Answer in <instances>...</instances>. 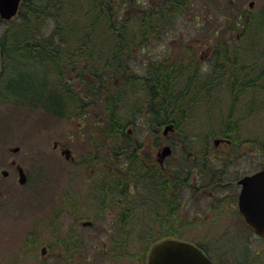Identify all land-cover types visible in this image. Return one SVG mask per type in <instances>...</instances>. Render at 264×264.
I'll return each instance as SVG.
<instances>
[{"label":"rangeland","instance_id":"rangeland-1","mask_svg":"<svg viewBox=\"0 0 264 264\" xmlns=\"http://www.w3.org/2000/svg\"><path fill=\"white\" fill-rule=\"evenodd\" d=\"M158 1L160 0H120L121 5L125 4L120 13L124 17L131 13L137 20L145 5L154 12L163 9L164 7L157 5ZM185 2L187 5L179 13H174V18L171 14L169 28L163 36H152L143 45V54L136 50L125 62L131 63L130 70L144 71V67L137 64H147L153 60L157 63L164 59L171 64L179 55L182 63L187 64L190 55L186 50L195 42L204 41L208 45V37H212L217 26L225 24L222 31L228 37L226 40L229 52L226 53V59L221 58L222 67L216 76L220 93L211 96L201 94L193 102L190 98L187 99L191 102L188 113L190 120L183 127L182 133L196 136L198 143L203 144L201 149L208 145L215 152H222L227 150V145L223 143L215 148L214 140L223 138L222 133L226 131L224 123H229L231 117L235 118L241 127L240 138L233 139V143H240L241 147L238 148L241 153L237 165L240 170H252L254 173L264 168V35H261L264 31V0ZM5 23L0 20V29L4 26L11 27L12 23ZM223 40L224 36L221 38ZM23 53L20 50L14 52L13 58L6 59L5 68L2 65L0 68V264H148L151 249L157 242L145 244L148 245L145 249L143 239L148 235L154 237L169 232L175 233V237L166 239L200 245L212 259L223 264H242L246 256H256L254 246L258 244L260 237L248 229L240 231L224 227L225 222L213 213L212 216L211 211L204 207L209 200L208 196L204 200L201 192L185 194V200L191 203L188 204V209L177 210V202L169 209H164V205L159 204L160 213L153 212L148 216L140 214L136 217L132 222L136 240L129 236V245L123 247V252L122 249L119 253L105 254L93 251L90 237L87 239V251L71 249V255L62 245L56 244V234L64 235L75 218L77 228L80 229L83 228V222L100 217L69 215L63 209L75 207L77 200L71 199L79 193V197L85 199L88 192L82 187L87 186L93 179L104 176L109 177V181L112 180L108 175L110 169L107 168L108 145L98 148L91 146L90 137L100 141L97 129L92 131V125L81 128L82 124L74 118L59 117L45 110L38 104L40 96L32 98L36 93L48 95L56 91L65 98L64 104L67 108L68 103L72 107L83 93L73 83L60 91L53 74L45 70L43 72L34 64H23ZM202 55L197 54L196 59L200 60ZM204 57L206 59L207 56ZM203 63L206 64L207 60ZM206 73L208 74L203 79H215L211 70ZM179 74L186 80L191 76L188 72L182 74L179 71ZM69 80L78 81L75 76L69 77ZM17 82L28 86L24 90H18ZM43 83L45 86L41 89L40 85L43 86ZM14 84V89H7ZM27 98L34 99L33 105ZM101 107L94 108L90 116L102 114ZM204 109L208 116H197ZM153 127L155 126L141 127L134 134V140H142L144 143V158L159 164L161 160L158 152L169 142L174 143L178 150L177 158L170 161L172 165L176 164V161L184 157L186 149L178 135L180 130L164 136L163 130L159 129L160 134L157 136ZM92 132L95 133L91 134ZM209 132L212 134L207 136ZM56 142L72 149L75 163L62 155L60 146L55 148ZM14 148H19V151L13 152ZM91 157L97 159L93 160ZM19 167L27 174L24 185L19 183ZM120 167L113 170L121 173ZM6 171L8 175L4 176ZM112 185L117 186L115 183ZM115 189L117 187L110 190ZM145 212L147 213L146 210ZM168 213L170 214L166 215ZM97 222L100 223V220ZM222 240H230L233 249L219 247ZM142 246L144 249H141ZM43 249L46 250L44 255ZM87 253L91 254V260H87ZM73 258L76 259L69 261Z\"/></svg>","mask_w":264,"mask_h":264},{"label":"trees","instance_id":"trees-1","mask_svg":"<svg viewBox=\"0 0 264 264\" xmlns=\"http://www.w3.org/2000/svg\"><path fill=\"white\" fill-rule=\"evenodd\" d=\"M121 3L120 0H23L17 21L16 18L2 20L5 24H12L11 27L0 29V54L3 68L6 59L13 58L12 54L20 50L24 52L21 54L25 62L23 64H34L43 72L45 70L53 74L60 91L67 89L71 83L81 88L83 94H78L72 107L68 103L65 108V98L56 91L48 95L36 93L32 98L40 96L38 104L54 115L74 118L82 124L81 128L92 125V131L98 130L100 141L93 137L88 140L95 148L108 145L106 158L111 161L107 166L110 169L109 176L123 177L126 184L139 182L148 185L153 177L166 174L157 163L144 158V143L134 140L135 131L153 125V131L158 136L159 129L173 123L175 130H180L178 135L181 141H185L190 135L182 131L189 121L180 116L178 109H173L172 115L162 114L159 110L164 104V96L170 90L168 81L175 72L161 69L160 66L151 68V62L141 64L146 66L144 71L130 70L131 63L125 61L136 50L143 54V45L152 36L165 33L171 14L174 18V13L182 11L184 6L155 12L144 6L136 20L131 13L127 17L121 15V8L125 5ZM8 39L9 42L14 40L9 43ZM72 76L78 81L70 82L69 77ZM16 84L18 90L28 86ZM44 86L40 85V88ZM14 88L15 84L9 85L7 89ZM154 89L159 91L158 96L153 94ZM185 89L190 91V87ZM32 98H27L30 104L34 101ZM97 106H102V114L91 117ZM227 136L231 137L229 134ZM117 167L122 168L121 173L113 170ZM112 182L118 185V179ZM117 190L109 191L112 193ZM128 197H132L128 205L130 208H138L140 214L146 216L152 213L148 188H143L139 195ZM163 199V196L158 197V201ZM160 210L158 208L157 212L160 213ZM167 237H175V233H162L154 237L148 235L143 239L144 248ZM144 248L142 246L141 249ZM121 249L123 252V247L117 248L115 252L119 253Z\"/></svg>","mask_w":264,"mask_h":264},{"label":"flooded vegetation","instance_id":"flooded-vegetation-1","mask_svg":"<svg viewBox=\"0 0 264 264\" xmlns=\"http://www.w3.org/2000/svg\"><path fill=\"white\" fill-rule=\"evenodd\" d=\"M185 1L186 0H160L157 5L166 8L168 11L172 7L186 6L187 3ZM139 3L141 2L139 1ZM253 5L254 3H252L251 6ZM240 17H242V15ZM224 27L225 24L217 26V29L213 34H210L212 37H208V45L203 41L195 42L194 44H196V46H194V44L193 46H190V48L186 50L190 55L187 64L182 63V58L178 55L173 59L171 64L164 59L157 63L153 60L149 66L156 69L158 67L157 65H159L162 67L161 69L164 68L171 70L175 72L172 77L177 76L183 78V76L179 74V71H182V74H185L186 72L191 73L188 80L184 78L181 80L185 86L190 87V91L186 95L192 100L191 102L195 99H199L203 92V87L208 84L213 85L214 95L220 93V85L218 86V79L216 76L219 74L222 67L221 58L225 57L226 59V53L229 52V45L226 40L228 37L226 36L225 31H222ZM229 32H227V34ZM163 34H161V36H163ZM223 36L224 40L221 41ZM204 45L207 47H204ZM197 54H203L200 60L196 59ZM205 55L207 56L206 59H204ZM206 60L207 63H203ZM137 66L142 68L146 67L145 64H137ZM209 70H211L215 76V79L212 81L203 79V77H206L205 74H208L206 72ZM191 102L188 104L189 108ZM175 132L176 130L174 129L166 136ZM225 132L222 133L223 138L220 137L214 140L215 148H218L223 143L227 145V150L222 152H215L213 148H208V145H206L207 148L201 149L203 144L190 143V137H187L185 141L182 139V144L186 148L184 151V157H181L180 160L176 161V164L174 163L173 165L170 161L177 158L176 153L178 150L174 146V143L166 142L163 148L169 146L171 152L163 161H159V164H157L163 171H165L166 175L153 177L148 185H143V183L141 184L139 182L126 184L123 177L115 178L110 176L112 179L110 181L118 179L117 186L112 185L113 182L110 183L109 177L103 176L98 179H93L87 186L82 187L83 190L88 192L87 197L85 199L83 197L80 198L79 195L81 194H77L71 199L77 200L75 204L73 203L75 207H66L63 209V212L69 215H96L100 217L98 219L94 218L93 220L83 222V228L80 229L77 228V218H75L74 223L70 225L68 230H65L66 233H64V235H62V233L56 234L58 235L56 244L62 245L68 251L69 255H71V249H74V251H77L78 249L79 252L81 249L87 251V239L89 237L93 241L91 244V250L99 252L100 254H105L106 252L114 253L117 248L129 245V243L127 244L129 236L134 237L135 232V226L132 222L140 215L141 211L138 208H130L128 205L132 197H126L130 195H139L143 188L149 189V194L152 200V213H158L157 209L159 208V204H163L164 209H169L175 202H177V210L181 208L188 209V204L191 203H188L185 200V194L189 192H191V194L201 192L203 193V199L208 196L209 200L208 203L205 202L204 207H206L209 212L211 211V215L213 213L218 216V219L224 221V227L228 230L238 229L240 231H245L248 229L250 232H253L242 217L240 211V193L243 189V180L246 177L253 175L255 172L253 173L252 170L245 171L239 169L237 162L241 153V150H238V148H241L239 147L240 143L234 144L233 142L235 141L233 139L235 138L227 136V134H224ZM216 140H220L221 142L216 143ZM187 142L190 143L191 146H189V144L187 145ZM55 145H57V147L60 146L58 142H56ZM60 149L62 153L63 150L70 148L60 146ZM70 150L73 152L72 149ZM193 150H195V153H193ZM68 161L75 163L73 153L71 159ZM110 163L111 161L108 162V164ZM112 187H117L118 191L111 193L109 190ZM126 189L128 192H125ZM162 196L164 199L158 201V197L162 198ZM80 200L82 202H80ZM86 204L88 207H85ZM169 211L173 212L171 210ZM169 214L170 213L166 215ZM111 215L115 216L112 217ZM99 220L100 223L97 222ZM188 225H191V223L188 222ZM131 231L133 232L132 234ZM80 233L82 235H80ZM133 239H135V237ZM183 242L196 246L215 264H223L212 259L202 246L189 241ZM231 244L232 242L230 240H222L218 246L233 249ZM240 245L241 244H239V246ZM254 248V254L256 256H246L245 260L242 261V264H264L263 238L260 237V241L254 246ZM242 252L245 253L244 250H242ZM87 254V260H91V254ZM75 259L76 258H73L69 261Z\"/></svg>","mask_w":264,"mask_h":264},{"label":"water","instance_id":"water-1","mask_svg":"<svg viewBox=\"0 0 264 264\" xmlns=\"http://www.w3.org/2000/svg\"><path fill=\"white\" fill-rule=\"evenodd\" d=\"M22 0H0V18L9 21L19 13ZM174 130V126L167 125L163 131L167 135ZM220 143V140H216ZM57 147V145H55ZM19 151L14 148L13 152ZM169 146H165L158 154L161 161L170 154ZM62 155L71 159V150H63ZM8 172H4L7 176ZM27 174L19 167V183L26 184ZM240 211L248 226L264 239V169L246 177L240 193ZM46 252L43 249L42 254ZM148 264H214L196 246L174 239H167L154 245L149 255Z\"/></svg>","mask_w":264,"mask_h":264},{"label":"bare ground","instance_id":"bare-ground-1","mask_svg":"<svg viewBox=\"0 0 264 264\" xmlns=\"http://www.w3.org/2000/svg\"><path fill=\"white\" fill-rule=\"evenodd\" d=\"M262 36L264 35V31H262ZM183 78L182 77H177V76H173L169 81H168V85L170 86V90L169 92L166 93V95L164 96V104L162 105L161 108H159L160 112L162 114H169L173 113V109H178V113L180 114V116L184 119V120H187L189 121L190 120V117L188 115V113L190 112L189 110V101H187V99L189 98L188 95H186L187 91H189V89H185L187 88L188 86H185L181 80ZM162 85V83L160 84V86ZM133 94V92L131 93ZM153 94L155 96H158L159 95V91L157 89H154L153 90ZM203 95L205 96H211L213 94V85L212 84H208V85H205L203 87V92H202ZM174 103V105H173ZM157 109V108H156ZM189 110V111H188ZM208 111V110H207ZM197 116H205L207 117V113L204 109L203 112H199L197 114ZM204 117V118H205ZM192 118L191 117V121H192ZM246 121V120H245ZM173 125V123H170V124H167V125ZM165 125L162 130L164 131L165 127L167 126ZM186 125V123H185ZM184 125V126H185ZM224 127L226 128V131L229 132V135H231L233 138H237L239 139L240 138V134L239 132H241V127H240V122L236 121L235 118L231 117L230 120H229V123H224ZM175 128V126H174ZM164 134V133H163ZM212 132H209L207 133L206 135H211ZM202 138L203 135H202ZM190 143H198V139L196 136L194 135H190ZM187 142V145L189 144V146H191V144Z\"/></svg>","mask_w":264,"mask_h":264}]
</instances>
